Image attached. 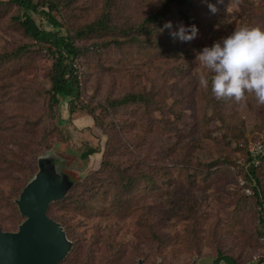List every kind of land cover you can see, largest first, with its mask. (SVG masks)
I'll list each match as a JSON object with an SVG mask.
<instances>
[{
  "label": "rangeland",
  "instance_id": "374dc122",
  "mask_svg": "<svg viewBox=\"0 0 264 264\" xmlns=\"http://www.w3.org/2000/svg\"><path fill=\"white\" fill-rule=\"evenodd\" d=\"M53 1L61 12L52 15L81 50L74 60L80 86L74 112L68 113L65 97L62 105H54L55 117L46 111L48 45H36L24 33L14 19L16 7H0V54L11 56L0 68V124L6 123L0 129V162L1 154H9L27 165L24 171L0 172V229L17 231L24 221L16 204L21 188L37 172L38 158L52 157L72 183L46 212L70 242L59 264H226L214 262L218 254L237 264H259L264 236L257 237L256 231H261L264 205L241 189L238 171H243L245 146L264 136V104L251 92L241 101L217 99L211 73L195 57L240 27L264 29V0H189L169 18L176 27L195 25V39L168 49L159 34L162 50L136 42L132 34L158 6L154 0H116L104 12L103 0ZM228 13L233 22L221 23ZM100 18L117 27L79 33ZM201 75L208 78V87L200 85ZM155 88L159 99L153 98ZM141 90L166 112L165 118L152 113L150 128L140 129L144 118L134 108L104 111L108 99ZM115 123L129 130H113ZM107 143L113 148V167L123 172L116 179L101 176L105 182L96 196L81 197L77 189L76 200L64 203L76 185L100 171ZM141 175L156 179L158 188L145 189L139 178L128 197L118 194V202L113 201L114 183Z\"/></svg>",
  "mask_w": 264,
  "mask_h": 264
},
{
  "label": "trees",
  "instance_id": "16d2710c",
  "mask_svg": "<svg viewBox=\"0 0 264 264\" xmlns=\"http://www.w3.org/2000/svg\"><path fill=\"white\" fill-rule=\"evenodd\" d=\"M115 1L116 0H103L101 12H104L109 4L112 3L110 6L114 5L113 2ZM188 2L189 0H154V4H157L158 6L151 9L149 13H147L146 16L143 17L142 21L139 23V26H136L135 30L132 32V34H135L136 36V42L142 45L153 46L156 49L162 50L163 45L158 36L159 34H162L168 49H174L176 46H178L181 41L175 39L169 34L170 31L174 32L177 29L175 25L171 23L172 28L164 29L163 31H159L158 29H160L165 22H170L169 15L174 9L186 5ZM7 5H13L14 7H16L19 14L14 19L15 21L18 20L20 26L24 29V33L31 38L34 44L40 46L42 45L45 47L48 45L47 50L52 61L50 72L48 74L50 89L47 101V113L50 116H54V105H56L57 103H60V105H62L61 101L65 97L69 98L67 102V111L69 114L73 113L75 102H77L80 93L79 80L76 73L74 60L78 57L81 50L79 47L74 45V38L64 33L63 26L59 23L55 16L52 15L53 12H56V14L61 12L58 3L54 2L53 0H0V7ZM48 27H51L52 29L46 30V28ZM115 27L117 26L111 23H109L108 25L104 24L103 20H101L100 18L86 28L80 29L79 33L92 34L93 32H97L102 29L105 30ZM123 32L125 34H128V32H126L125 30ZM139 36H142V38H140ZM114 44L121 45V41L119 42V40H116L114 41ZM31 46H33V44ZM5 58L6 55L0 54V68L2 67L3 61L9 60L11 56L8 55L9 59ZM177 71L179 74H181L180 70ZM155 89L156 90H154L153 98L159 99V97H161L160 90L157 88ZM0 104H3L2 99H0ZM103 107L106 113H108L107 111H117L119 108L126 107L134 108L135 110L139 111L141 113L139 115H142L144 118L142 121V126L140 127L141 130L146 128V126L150 128V121L153 120L152 113H159L160 116H162L161 118H165L166 116L164 105L161 106L157 100L152 99V96L149 94V92H144L142 90L138 93H131L119 99H108ZM101 110L102 112H104L103 109ZM2 122L0 124V129L2 127H6V123H4L5 121ZM120 125L121 124L119 123L113 124V130L118 129V132L120 133L124 130H129V126L123 127ZM53 132L59 133V129L55 125H53ZM139 140L143 141L141 137ZM133 146H135V144H133ZM110 149L113 148L109 146V143H107L106 153L100 163V168L98 169L100 171L93 173V175L91 176H87L79 185H76V188L70 191L68 197L63 201L64 203H73V199L76 200V196H78L76 195L77 189L79 190L81 197L96 196L98 194V191H100L101 189V184L104 185L105 182L104 179H101V176L106 175V178H108L109 176L112 177V175L115 176L118 172H123L118 168L113 167L115 162H113L111 159ZM134 149L135 147L133 148V150ZM89 155V152L84 153L82 157L86 159V157H88ZM244 157H246L245 152ZM1 160H3L4 162H0V164L4 165L5 168L0 167V172H7V170H11V168L18 169L19 167L21 168L19 170H27V165L25 162L20 161L9 154L8 156L1 154ZM224 163H226V161H224ZM260 163L261 164L258 168H255L251 165L246 169L242 168V172H238L243 175L242 177L246 179L248 183L252 184V182H254L255 185L252 189L257 198V204H259V206H262L264 205V176L261 172L264 169V156L260 159ZM139 178H143V182L146 183V185L144 186L145 189L153 191L158 188V183L155 182L156 179L147 177L145 175H141L137 178L129 177L127 179H122L118 183L113 182L114 184H117V187L115 188L116 198L114 197L115 200L113 199V201L116 203L118 202V194L120 195L122 193H126L125 197H128V194L131 192L132 188L138 186L136 182L141 180ZM56 221H59V219ZM260 222L262 224V227L261 231H256L257 237L258 235L259 237L264 236V218L262 215L260 217ZM221 260H223L226 264H237L234 263V260H231V258H227L219 254L215 258L214 262L218 263ZM259 261V264H264L263 259H260Z\"/></svg>",
  "mask_w": 264,
  "mask_h": 264
},
{
  "label": "water",
  "instance_id": "95a60500",
  "mask_svg": "<svg viewBox=\"0 0 264 264\" xmlns=\"http://www.w3.org/2000/svg\"><path fill=\"white\" fill-rule=\"evenodd\" d=\"M71 186L52 157L38 158L37 172L16 201L24 221L16 232L0 230V264H59L64 259L70 242L60 224L46 212L51 203L64 198Z\"/></svg>",
  "mask_w": 264,
  "mask_h": 264
},
{
  "label": "clouds",
  "instance_id": "9594fccd",
  "mask_svg": "<svg viewBox=\"0 0 264 264\" xmlns=\"http://www.w3.org/2000/svg\"><path fill=\"white\" fill-rule=\"evenodd\" d=\"M208 8L215 13L214 5ZM234 16L226 14L221 21L231 24ZM220 25H214L218 28ZM171 22H165L158 29H171ZM198 29L195 25H180L170 35L181 42L195 39ZM195 59L211 73V92L217 98H232L241 101L246 92H251L257 103L264 104V29L240 27L212 45L203 47ZM199 83L208 87L209 80L201 75Z\"/></svg>",
  "mask_w": 264,
  "mask_h": 264
},
{
  "label": "built area",
  "instance_id": "2783aa9c",
  "mask_svg": "<svg viewBox=\"0 0 264 264\" xmlns=\"http://www.w3.org/2000/svg\"><path fill=\"white\" fill-rule=\"evenodd\" d=\"M245 154L246 157L242 159V167L244 169L250 167L251 165L255 168H258L260 166V159L264 156V137L261 139L250 142L245 146ZM239 186L241 189L248 195H253V187H254V182L252 184L248 183L246 179L244 178H239L238 180ZM262 241L264 242V237L262 238Z\"/></svg>",
  "mask_w": 264,
  "mask_h": 264
}]
</instances>
